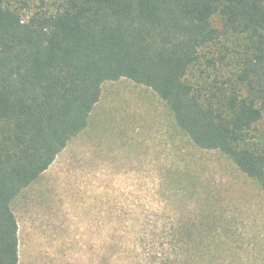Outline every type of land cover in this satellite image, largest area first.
<instances>
[{"label":"trees","instance_id":"16d2710c","mask_svg":"<svg viewBox=\"0 0 264 264\" xmlns=\"http://www.w3.org/2000/svg\"><path fill=\"white\" fill-rule=\"evenodd\" d=\"M122 78L264 192V0H0V264L20 260L14 201ZM172 168L174 192L106 264H264L225 203Z\"/></svg>","mask_w":264,"mask_h":264},{"label":"rangeland","instance_id":"374dc122","mask_svg":"<svg viewBox=\"0 0 264 264\" xmlns=\"http://www.w3.org/2000/svg\"><path fill=\"white\" fill-rule=\"evenodd\" d=\"M176 164L236 215L246 243L263 247L264 192L228 156L194 146L152 89L122 78L103 84L88 128L14 201L19 264H106L109 246L132 247L174 192ZM121 254L113 264H127Z\"/></svg>","mask_w":264,"mask_h":264}]
</instances>
